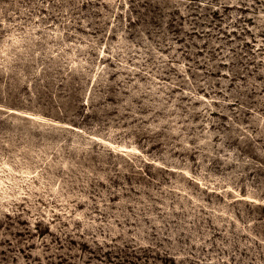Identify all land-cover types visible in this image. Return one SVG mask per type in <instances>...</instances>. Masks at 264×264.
<instances>
[{
    "label": "rangeland",
    "instance_id": "1",
    "mask_svg": "<svg viewBox=\"0 0 264 264\" xmlns=\"http://www.w3.org/2000/svg\"><path fill=\"white\" fill-rule=\"evenodd\" d=\"M0 264H264V0H0Z\"/></svg>",
    "mask_w": 264,
    "mask_h": 264
}]
</instances>
